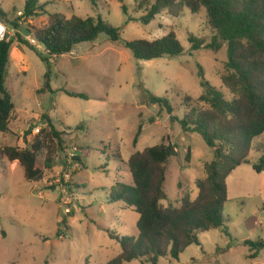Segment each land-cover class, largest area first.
Segmentation results:
<instances>
[{"label": "rangeland", "instance_id": "374dc122", "mask_svg": "<svg viewBox=\"0 0 264 264\" xmlns=\"http://www.w3.org/2000/svg\"><path fill=\"white\" fill-rule=\"evenodd\" d=\"M2 1L11 21L23 14L26 0ZM154 2L102 0L95 6L91 0H41L48 5L47 14L20 22L21 38L37 51L16 41L13 46L22 48L24 55L10 60L6 79L15 111L11 133L0 134V264H107L119 256L121 246L111 234L137 238L139 215L123 202L109 203L108 196L118 182L133 185L127 163L149 147L178 146L179 156L167 165V197L161 204L180 208L184 197L197 199V182L206 178L205 167L214 160V152L198 133H184L166 110L150 105L145 91L167 98L172 116L182 120L186 97L193 99L191 107L207 108L199 101L201 66L206 80L231 100L221 79L227 46L218 52L193 51L191 35L206 45L213 37L205 9L197 15L187 9L180 18L163 13L144 25L140 19L145 11L136 10ZM50 14L68 19L101 17L120 30L122 41L112 43L101 34L92 43L77 45L71 54L49 57L46 63L42 45L32 44L28 39L34 36L28 31L44 27ZM7 28L13 37L17 34ZM171 30L184 49L181 56L136 60L124 47V42L162 39ZM49 71L53 93L43 91ZM46 116L63 134V145L53 143L58 152L43 180L28 182L22 166L10 163L2 151L28 148L47 129ZM153 117L156 121L150 124ZM141 125L144 129L135 143ZM255 144L250 164L228 178L224 226L201 234V244L187 248L178 260L161 258L158 264H264V249L257 251L252 245L264 243V173L252 168L264 155V135ZM44 161L45 152L38 157L43 169Z\"/></svg>", "mask_w": 264, "mask_h": 264}, {"label": "trees", "instance_id": "16d2710c", "mask_svg": "<svg viewBox=\"0 0 264 264\" xmlns=\"http://www.w3.org/2000/svg\"><path fill=\"white\" fill-rule=\"evenodd\" d=\"M91 1L97 6L102 0ZM47 6L41 0H26L23 14L13 21L10 14L0 9V21L17 33L14 37L8 34L0 42V134L11 133V119L15 111L6 87L12 46L17 41L37 51L35 46L21 38L20 22L47 14ZM187 9L195 15L205 9L207 27L213 33L208 45L191 35L193 51L207 48L218 52L224 45L227 46L228 61L221 79L233 98L227 99L213 87L206 80L201 66L199 78L203 95L199 101L207 108L191 107L193 99L186 97L187 111L179 120L172 116L173 107L167 98L157 97L148 91L145 93L148 103L158 106L161 112L166 110L173 123H180L184 133H198L213 150L214 160L205 167L206 178L197 182V199L191 200L186 196L181 207L174 208L164 207L161 202L167 197L164 191L167 165L171 158L179 156L178 146L162 144L134 154L127 163L133 185L116 183L108 202H123L139 215V234L137 238L111 234L119 242L121 254L107 264H127L135 260L143 264H158L159 259L168 257L178 260L187 248L201 244V234L221 229L225 224L224 207L229 198L228 178L242 165L250 164L249 156L257 145L255 140L264 135V0H155L153 4L146 3L135 10L145 11L140 21L149 25L163 13L180 18ZM123 11L128 13L126 5H123ZM28 33L46 47L44 52L47 56L40 54L46 63H49V57L71 54L77 45L92 43L101 34H105L112 43L122 41L120 30L101 17L68 19L63 14H50L44 27H32ZM124 47L136 60L143 61L175 58L184 53L173 30L162 39L124 42ZM50 74V71L46 74L43 91L53 93ZM67 94L86 99L84 95ZM45 119L48 121L47 129L35 136L28 148L6 147L2 151L10 163L17 162L22 166L28 182L43 180L44 171L53 167L54 155L58 152V149L52 148L53 143L57 141L60 146L63 145V134L49 117ZM155 121L154 117L151 118L150 124ZM143 129L141 125L135 143ZM43 152L44 169L38 164V157ZM189 155L190 149L187 159ZM252 168L257 174L264 173V155ZM252 245L257 251L264 249L263 242Z\"/></svg>", "mask_w": 264, "mask_h": 264}, {"label": "crops", "instance_id": "0c3cea01", "mask_svg": "<svg viewBox=\"0 0 264 264\" xmlns=\"http://www.w3.org/2000/svg\"><path fill=\"white\" fill-rule=\"evenodd\" d=\"M62 1V0H61ZM64 1H66V2H70V1H72V0H64ZM0 9L2 10V11H4L5 13H8V14H10L9 12H8V10L4 7V2L2 1V0H0ZM11 15V14H10ZM11 36H12V34H10ZM24 53V50L22 49V48H20V47H18V46H13L12 47V50H11V53H10V60L12 59V58H23V54ZM241 168V167H240ZM240 168H238L237 170H239ZM236 170V171H237ZM235 171V172H236Z\"/></svg>", "mask_w": 264, "mask_h": 264}, {"label": "built area", "instance_id": "2783aa9c", "mask_svg": "<svg viewBox=\"0 0 264 264\" xmlns=\"http://www.w3.org/2000/svg\"><path fill=\"white\" fill-rule=\"evenodd\" d=\"M8 34H9V32H8L7 26L2 21H0V42L4 41ZM28 40L32 44H36V39L35 38L34 39L29 38ZM36 132L39 133L40 130H36ZM72 156H74V155H72Z\"/></svg>", "mask_w": 264, "mask_h": 264}, {"label": "water", "instance_id": "95a60500", "mask_svg": "<svg viewBox=\"0 0 264 264\" xmlns=\"http://www.w3.org/2000/svg\"><path fill=\"white\" fill-rule=\"evenodd\" d=\"M42 48L45 50L46 47L44 45H42Z\"/></svg>", "mask_w": 264, "mask_h": 264}]
</instances>
